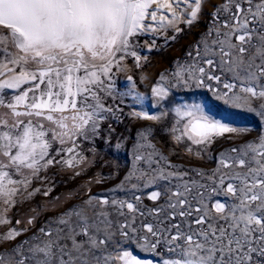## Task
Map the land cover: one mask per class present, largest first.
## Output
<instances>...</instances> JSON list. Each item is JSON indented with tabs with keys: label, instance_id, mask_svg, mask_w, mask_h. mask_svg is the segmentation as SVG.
Instances as JSON below:
<instances>
[{
	"label": "snow or ice",
	"instance_id": "1",
	"mask_svg": "<svg viewBox=\"0 0 264 264\" xmlns=\"http://www.w3.org/2000/svg\"><path fill=\"white\" fill-rule=\"evenodd\" d=\"M210 4L205 31L150 95L132 75L118 90L128 60L141 69L143 50L175 41L180 25L199 24ZM180 88L207 89L264 117V0H0V202L13 206L50 169L80 176L94 163L86 144L95 158L98 141L123 139L114 124L140 122L119 183L107 194L84 185L86 198L10 248L3 246L29 229L0 234V264H264V134L251 136L199 104L166 107ZM78 196L69 192L62 203ZM10 223L0 213V225Z\"/></svg>",
	"mask_w": 264,
	"mask_h": 264
},
{
	"label": "rangeland",
	"instance_id": "2",
	"mask_svg": "<svg viewBox=\"0 0 264 264\" xmlns=\"http://www.w3.org/2000/svg\"><path fill=\"white\" fill-rule=\"evenodd\" d=\"M219 0H213V3H218ZM212 10L211 4L205 8L199 24L194 25L191 29L185 28L183 24L180 25L184 28V31L177 36L175 41H170L167 44L161 39L156 40L157 48L152 51L146 49L141 52V55L148 57V62L144 63L141 69H137L132 60H128L129 71L118 74L117 88L120 91H125L128 87L126 77L132 75L137 82L138 91L150 95V88L158 81L159 75L166 69L173 67V61L184 55L185 50L189 45L193 44L199 35L205 31L208 21V13ZM172 32H168V36H171ZM147 40L151 43L148 37H141L140 43L143 44ZM146 75L147 80L141 82L140 77ZM12 90H9L11 94ZM126 103L131 105L133 101L128 98ZM152 101H146L145 105H136L137 110L141 108H149ZM176 104H199L205 112L209 115L228 123L233 126L244 127L249 129L251 136L264 134V117L259 116L255 112L247 111L243 108L233 106L231 103H226L225 100L217 98V96L203 88H191V89H174L169 102L166 107H175ZM129 108L125 107V111ZM152 112H156L157 108H150ZM173 114L170 113V119ZM151 123V122H144ZM117 133L121 134L120 137L114 136L110 142L100 140L96 144L97 154L95 158L91 152L87 151L89 145H85V155L90 159H94V163L91 167H88L80 176L73 177L71 170L62 171L60 168L50 169L47 173L42 174L41 180L33 181L29 186L27 192H23L15 197L17 203L8 207L0 202V213H3L10 221V224L0 225V234L8 231L10 228L24 229L28 228L29 231L25 232L22 236L18 237L13 244H5L3 248H10L14 244L19 243L25 239H28L33 233L44 225L49 219L56 217L65 209L70 208L73 204L79 202V197L85 196L84 185L91 187L92 194H107L106 190L113 187L123 178L127 171L131 167L133 143L136 139V133L140 126V122L124 119V122L119 125H115ZM156 139L160 145L168 149L169 141L166 135H161L159 131L156 132ZM121 143L122 147L116 148V143ZM221 145L227 146L224 141L219 142ZM175 159V158H174ZM186 162V161H180ZM214 162H209L205 166H213ZM118 172L119 175L115 178L107 179L102 184L95 183V177L109 176ZM43 177H47L44 179ZM89 181H92L89 184ZM49 187L52 191L48 196H44L43 191ZM35 188H40L41 192L37 193L32 198H27L28 192H32ZM69 192H77L79 196L67 203H62L64 197ZM59 198V200H57ZM147 203V201H146ZM5 209H7L5 211ZM31 217H36L35 226H30L27 221ZM20 223L17 224L16 221ZM3 249H0L2 251ZM134 254L142 259L154 258L157 261L161 259L160 256H155L142 252L138 249L134 250Z\"/></svg>",
	"mask_w": 264,
	"mask_h": 264
},
{
	"label": "water",
	"instance_id": "3",
	"mask_svg": "<svg viewBox=\"0 0 264 264\" xmlns=\"http://www.w3.org/2000/svg\"><path fill=\"white\" fill-rule=\"evenodd\" d=\"M149 260L157 261V260H156V259H154V258H150Z\"/></svg>",
	"mask_w": 264,
	"mask_h": 264
}]
</instances>
